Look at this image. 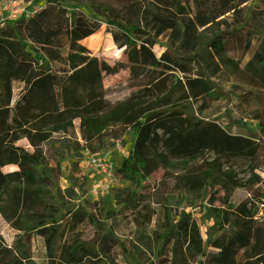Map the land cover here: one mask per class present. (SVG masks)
Returning a JSON list of instances; mask_svg holds the SVG:
<instances>
[{"label": "flooded vegetation", "instance_id": "flooded-vegetation-1", "mask_svg": "<svg viewBox=\"0 0 264 264\" xmlns=\"http://www.w3.org/2000/svg\"><path fill=\"white\" fill-rule=\"evenodd\" d=\"M155 2L154 19L167 22L159 26L154 40L138 41L141 30L122 25L125 17L111 13L107 0H0V80L7 84L0 97V118L16 114L28 131L50 125L53 132L87 133L84 144L91 143L92 149L121 148L123 166L128 167L134 156L142 166H150L137 174V180L163 172L154 196L165 191L183 198L165 211L184 213L199 240L203 237L191 212L204 214L209 206L208 213L223 214L214 244L228 238L225 230L230 224L246 231L237 232L233 243L250 245L252 230L257 229L259 244L264 236V47L248 43L239 61L226 59L230 48L225 47L224 36L232 37L236 31L211 34L221 38L220 44L215 47L211 41L204 47L214 53L204 70L213 71L201 82V74L190 71L193 63L180 59L175 47L155 42L165 32L177 37L178 21L188 22L186 31L195 29V23L205 28L219 22L218 28H231L226 23L232 22L247 35L264 36L263 30L248 29L255 22L264 24V0ZM162 4L168 9L162 10ZM195 5L202 8L194 12ZM241 21L251 24L241 26ZM107 29L122 35L115 40L114 34L122 49L118 56L106 44L103 50L116 58L125 50L128 73L120 83L107 82L113 74L94 52L102 46ZM107 39L108 34L106 43ZM225 68L232 72L224 73ZM220 78L248 85V100L220 93L213 83ZM37 101L40 104L29 106ZM119 175L130 179L127 172ZM116 176L112 172L108 177ZM239 194L244 196L238 199ZM204 240L210 241L207 233ZM220 257L234 260L225 264H264V254L202 253L197 258L189 255L186 262L217 264Z\"/></svg>", "mask_w": 264, "mask_h": 264}, {"label": "rangeland", "instance_id": "rangeland-1", "mask_svg": "<svg viewBox=\"0 0 264 264\" xmlns=\"http://www.w3.org/2000/svg\"><path fill=\"white\" fill-rule=\"evenodd\" d=\"M122 1L107 0L109 11L125 17L120 22L122 25H134L141 30L135 40H154L159 26L167 22L159 24L154 19L155 0H124L126 4L123 5ZM160 8L168 9V5L162 4ZM192 8L196 12L202 6ZM141 14L146 16L142 19ZM195 24V29L186 31L188 22L178 21L177 37L172 39L165 32L156 39L155 45L175 47L177 54L182 56L180 59L193 63L190 71L200 73L201 82L206 79L205 73L213 71L204 70L203 64L211 63L214 54L204 47L211 41L215 47L220 44L221 38L211 34L236 31L232 37L224 36L225 47L230 48L224 53L226 59L239 61L243 55L241 51L248 43L253 48L264 47L263 34L247 35L238 23H226L231 28H218L219 22L205 28L200 23ZM250 24L241 21V26ZM251 26L249 30L264 31L262 22ZM113 31L115 40L122 37L120 31ZM110 32L109 29L103 32L102 46H97L94 52L113 74L107 82L120 83L128 73L126 52L124 50L117 58L104 52L106 36ZM100 47L103 48L99 50ZM156 52L158 54L159 50ZM214 60L218 61V58L215 56ZM257 68L259 71L260 66ZM223 72L227 74L232 70L225 68ZM228 80L220 78L219 83L216 80L213 83L219 85L220 93H235L240 101L248 100L249 86L231 84ZM6 87V82L0 80L1 98ZM30 103L29 106L34 105ZM1 118L0 264H187L189 255L197 258L202 253L264 254V236L258 244L256 232L250 245L233 243L238 232L233 224L225 230L228 238L222 244H214L223 214L208 213L209 206H205L204 214L195 209L191 212L203 237L199 240L197 230L191 228L184 213L165 211L183 198L173 197L165 191L154 196L163 172L158 170L143 181L137 180V174H143L150 166H142L136 156L130 159L128 167L123 166L121 157L125 151L121 148L92 149L91 143L84 144L89 137L87 133L53 132L50 125L43 126L42 132L31 133L26 131L24 122V129L17 127L16 122L22 117L13 114ZM122 171L129 174L128 181L119 175ZM112 172L118 176L109 179ZM173 185L169 186L170 190ZM243 196L239 194L238 199ZM212 223L214 227L207 228ZM206 233L210 240L208 244H204ZM191 237L195 240L189 241ZM217 262L225 264L234 260L220 257Z\"/></svg>", "mask_w": 264, "mask_h": 264}, {"label": "bare ground", "instance_id": "bare-ground-1", "mask_svg": "<svg viewBox=\"0 0 264 264\" xmlns=\"http://www.w3.org/2000/svg\"><path fill=\"white\" fill-rule=\"evenodd\" d=\"M93 39H97V37L93 38ZM106 47L110 50H113V54L114 56H118V54L121 52V48L120 45H116L115 41H114V34L113 32H110L108 39H107V43H106Z\"/></svg>", "mask_w": 264, "mask_h": 264}, {"label": "trees", "instance_id": "trees-1", "mask_svg": "<svg viewBox=\"0 0 264 264\" xmlns=\"http://www.w3.org/2000/svg\"><path fill=\"white\" fill-rule=\"evenodd\" d=\"M34 104H40V101H39V103H38V101L37 102H33ZM2 119V118H1ZM0 119V120H1ZM41 120V118L40 119H38V121H40ZM28 122V125L30 126V125H33V124H35V123H33L32 121H27ZM17 127H19V129H24V127H23V125L20 123V120H18L17 122ZM25 124H27V123H25ZM42 130H43V128H42ZM42 130L41 131H38V130H32V131H29V132H35V131H38V132H42ZM7 132H10L11 133V131H10V129H7L6 130ZM26 131H28V130H26ZM191 228H195L194 226H192L191 225ZM196 229V228H195ZM197 230V229H196ZM237 230V229H236ZM238 232H246V231H240V230H238ZM254 232H256V233H258V230L257 229H253L252 230V236L254 235ZM197 234H198V230H197ZM237 234V233H236ZM251 236V237H252ZM198 237V236H197ZM191 238H193V237H191ZM190 238V239H191ZM242 246V245H241ZM224 254H230V253H224ZM261 255V254H260Z\"/></svg>", "mask_w": 264, "mask_h": 264}]
</instances>
